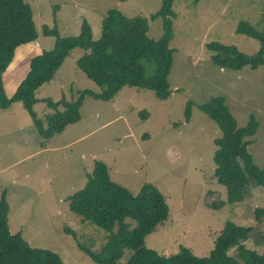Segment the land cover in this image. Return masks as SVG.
<instances>
[{
	"label": "rangeland",
	"instance_id": "obj_1",
	"mask_svg": "<svg viewBox=\"0 0 264 264\" xmlns=\"http://www.w3.org/2000/svg\"><path fill=\"white\" fill-rule=\"evenodd\" d=\"M24 1L36 38L16 46L2 72L6 96L25 74L29 58L52 47L54 36L43 35L42 26L69 36L76 35L85 20L96 40L102 16L114 9L125 17H144L150 39L162 32V18H150L160 0ZM171 11L166 98L132 86H122L108 100L84 96L79 119L48 139L37 135L21 102L0 109V205L4 201L7 206L8 230L32 247L56 253L63 264H96L78 243L98 251L108 234L69 209L68 196L83 187L96 161L106 165L111 181L130 193L149 183L162 194L167 217L145 235L147 248L169 255L184 246L193 255L206 256L224 222L232 221L253 227L243 244L264 254V244L255 235L264 229L256 227L251 210L264 204V186L255 187L242 203H226L225 188L213 176V140L220 131L200 109L219 96L237 126L252 116L257 127L247 151L255 165L264 168V66L222 68L211 62L206 47L215 41L243 55L255 52L257 40L234 28L245 21L264 34V0H172ZM84 52L69 50L52 78L36 88V117L43 120L51 111L47 98L70 101L83 89L99 91L75 64ZM219 201L224 205L209 207ZM129 253L124 249L119 261Z\"/></svg>",
	"mask_w": 264,
	"mask_h": 264
},
{
	"label": "trees",
	"instance_id": "obj_2",
	"mask_svg": "<svg viewBox=\"0 0 264 264\" xmlns=\"http://www.w3.org/2000/svg\"><path fill=\"white\" fill-rule=\"evenodd\" d=\"M171 2L160 0L159 8L150 15V18H162V32L155 40L146 36L144 17H125L114 9L102 16L100 35L96 40L91 39V30L85 20L81 22L78 33L69 36H58L54 27L42 26L43 35L54 36L52 47L29 58L25 74L11 95L6 96L1 74L11 61L15 47L34 40L36 30L27 2L0 0V109L13 101L21 102L37 135L41 139H48L79 119L78 110L84 96L108 100L122 86H132L149 89L158 99L166 98L169 95L166 75L172 53L168 46L172 36ZM234 31L257 40L256 51L243 55L232 45L211 41L206 44L212 52L211 62L232 70L243 66H264V34L245 21H239ZM75 47L85 51L75 60L76 66L99 87V91L83 89L70 101H52L47 98L45 102L51 111L41 120L32 110L36 101L34 91L52 78L68 51ZM200 109L220 131L213 140L215 181L224 186L226 203H242L253 195L255 187L264 186V168H258L247 151L257 123L250 116L245 125L237 126L223 98L219 96L211 98ZM68 200L72 212L108 232L98 251L78 243L80 250L96 264H264L263 253L243 244L250 237L253 227L237 225L232 221L224 222L206 256L193 255L184 246L169 255L147 248L143 240L145 235L167 217V206L162 194L149 183L143 184L136 194L130 193L110 180L102 161L94 162L83 187L70 194ZM222 205L224 202L219 201L209 207L218 208ZM251 210L256 227L264 229V204ZM6 212L7 206L2 201L0 264H63L56 253L32 247L20 234H11ZM114 227L115 231L112 230ZM255 235L264 244V232L259 231ZM124 249L130 250V253L124 261H119Z\"/></svg>",
	"mask_w": 264,
	"mask_h": 264
},
{
	"label": "crops",
	"instance_id": "obj_3",
	"mask_svg": "<svg viewBox=\"0 0 264 264\" xmlns=\"http://www.w3.org/2000/svg\"><path fill=\"white\" fill-rule=\"evenodd\" d=\"M172 3V2H171ZM171 39V38H170ZM258 187H262V186H258Z\"/></svg>",
	"mask_w": 264,
	"mask_h": 264
}]
</instances>
